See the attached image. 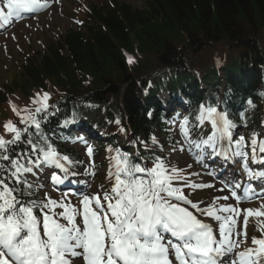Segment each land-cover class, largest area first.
<instances>
[{
    "label": "snow or ice",
    "instance_id": "obj_1",
    "mask_svg": "<svg viewBox=\"0 0 264 264\" xmlns=\"http://www.w3.org/2000/svg\"><path fill=\"white\" fill-rule=\"evenodd\" d=\"M45 7L47 0H0V23L8 25L25 12ZM128 62H133L131 56ZM50 99L49 92L36 93L31 100L33 109L10 102L22 127L12 120L3 124L0 264H264V219H260L264 217V138L260 133L254 131L246 138L227 110L202 104L196 123L187 116L181 120L182 142H176L179 148L171 147L169 155L176 153L171 159L109 148L114 153L108 157L110 187L101 183L98 190L78 188L54 199L45 184L29 176L47 173L43 179L60 185L79 174L74 168L81 162L62 153L42 128L49 116L60 112L48 103ZM240 117L245 119L243 112ZM72 122L66 119L63 123ZM205 122L212 131L193 138V129ZM139 143L146 152L151 151L147 142ZM151 143L163 152L164 146L155 136ZM86 151L93 156L91 146ZM185 153L204 170L209 167L208 159L233 161L245 179L221 178L220 187L197 182L192 178L200 172L187 163ZM173 159L184 160V166L173 164ZM79 183L91 189L87 182ZM203 189L215 192L204 195L197 191ZM255 199L262 201L259 207H240ZM241 216L243 227H238ZM249 217L256 218L260 232L259 237L251 236L250 244Z\"/></svg>",
    "mask_w": 264,
    "mask_h": 264
},
{
    "label": "trees",
    "instance_id": "obj_2",
    "mask_svg": "<svg viewBox=\"0 0 264 264\" xmlns=\"http://www.w3.org/2000/svg\"><path fill=\"white\" fill-rule=\"evenodd\" d=\"M87 15L82 29H67L58 42L22 60L3 91L29 96L50 85L66 107L74 97L97 105L112 100L106 110L120 113L134 135L160 127L146 118V99L160 75L171 77L163 84L172 95L200 84L205 96L227 90L237 106L249 98L250 114H262L264 0H143L139 9L106 0ZM217 53L227 65L220 70ZM151 79L155 86L143 97ZM4 99L0 93V105Z\"/></svg>",
    "mask_w": 264,
    "mask_h": 264
},
{
    "label": "rangeland",
    "instance_id": "obj_3",
    "mask_svg": "<svg viewBox=\"0 0 264 264\" xmlns=\"http://www.w3.org/2000/svg\"><path fill=\"white\" fill-rule=\"evenodd\" d=\"M100 0H57V3H53V5L45 12L35 18V20H30L28 23H25L21 29V39H25V36L31 35V39L28 41H23L24 44L22 45L23 50L30 49L31 52L35 50H43L45 45L49 42H52L56 39V34H60V32L66 30L69 27L74 26L73 22L76 18L77 14V5L78 4H86V6H90L91 4L98 3ZM125 4L134 7V8H141L143 6V0H120ZM83 15V14H82ZM81 20H86V16H80ZM30 26V30H27ZM73 28V27H72ZM12 31L6 32L8 36H10ZM18 36V37H19ZM5 37V35H4ZM3 37L2 41L0 42V83H4L7 79H14L12 74H8L7 72L14 73L15 62L19 61L22 57L21 53L17 52V49L14 44H10L8 46L9 56L5 57L2 52V47L6 46L7 43H2L5 38ZM259 40L262 42L264 46V32H261L259 35ZM7 55V54H6ZM12 77V78H10ZM9 111L7 106L3 107V113L0 114V129L1 124L4 123L3 119L9 117ZM5 117V118H4ZM261 134V133H260ZM262 136V134H261ZM264 219V217H263ZM256 235L257 237L260 236V232L257 231L256 233V223L252 231L250 232L251 236ZM249 238L248 243H251Z\"/></svg>",
    "mask_w": 264,
    "mask_h": 264
},
{
    "label": "bare ground",
    "instance_id": "obj_4",
    "mask_svg": "<svg viewBox=\"0 0 264 264\" xmlns=\"http://www.w3.org/2000/svg\"><path fill=\"white\" fill-rule=\"evenodd\" d=\"M206 193H208V192H203L202 194H204V195H205Z\"/></svg>",
    "mask_w": 264,
    "mask_h": 264
}]
</instances>
